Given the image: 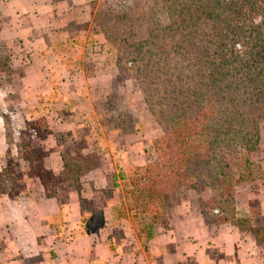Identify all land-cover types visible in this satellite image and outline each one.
<instances>
[{
    "label": "trees",
    "instance_id": "trees-1",
    "mask_svg": "<svg viewBox=\"0 0 264 264\" xmlns=\"http://www.w3.org/2000/svg\"><path fill=\"white\" fill-rule=\"evenodd\" d=\"M93 24L117 50L118 70L132 71L161 128L152 141L156 160L129 170L117 165L111 186L121 181L126 201L117 216L129 217L149 237L169 208L187 198L184 190L208 192L198 201L205 223L233 224L264 252V224L253 223L252 209L238 213V180L229 168L239 159L241 182L258 177L252 156L264 123V0H120ZM4 64L9 72L21 68ZM11 144L21 146L19 158L31 175L54 181L31 134ZM91 159L65 161L61 176L79 185Z\"/></svg>",
    "mask_w": 264,
    "mask_h": 264
},
{
    "label": "crops",
    "instance_id": "crops-1",
    "mask_svg": "<svg viewBox=\"0 0 264 264\" xmlns=\"http://www.w3.org/2000/svg\"><path fill=\"white\" fill-rule=\"evenodd\" d=\"M73 2L0 0V42L25 55L16 61L23 76L11 73L10 81L19 79L21 93L32 97L31 103L23 101L22 111L29 104L39 112L37 119L23 121L17 133L32 131V144L43 151L39 163L55 176L43 183L17 155L24 184L8 181V175L0 181V264H264L263 250L250 237L230 223H205L192 198L170 207L149 237L139 234L129 217L117 216L126 201L121 181L113 188L111 178L123 155L117 138L110 142L100 122H94L97 77L103 71L99 65H105L76 58L94 43L91 34L104 36L71 31L68 9ZM121 132L122 127H114L109 137ZM6 149L0 126L2 174ZM77 156L92 158L94 165L76 186L61 172L64 162ZM89 205L97 212L86 210ZM261 208L264 213V201Z\"/></svg>",
    "mask_w": 264,
    "mask_h": 264
},
{
    "label": "rangeland",
    "instance_id": "rangeland-1",
    "mask_svg": "<svg viewBox=\"0 0 264 264\" xmlns=\"http://www.w3.org/2000/svg\"><path fill=\"white\" fill-rule=\"evenodd\" d=\"M114 6H120V0H75L68 9L70 19L68 26L76 34L92 30L96 32L98 30L92 21H94L98 12ZM59 11H63V9H59ZM62 16L60 12V17ZM256 19L255 21H258L260 18L257 17ZM91 36L93 40L90 41L94 43L84 46L85 49L76 58H83V60L89 63H103L105 65L102 67L99 65L103 71L97 77L99 80L96 83L98 86L94 96V108L96 110L94 122H100L104 136L110 142L113 143L117 138L118 141H116L119 143L116 144V146H119L117 149L123 155L119 156L121 163L118 165L124 170H129L136 165H145L156 160L152 141L161 134V128L153 116L152 111L144 101L142 91L130 74L132 71H119L116 63L117 50L115 47L109 44L104 38H102L103 40L101 38L97 39L96 34H91ZM58 50L59 52H63L65 48L61 45ZM23 54L16 53L6 43L0 42V126L2 127V131L4 129L6 142L7 137L10 138V145L7 143V149L5 151L4 179H0L3 183L7 181L5 177L8 175V177L10 176L8 181L24 184L23 182L25 180L21 175L22 164L15 160L17 155H19L21 146L11 143L13 141L17 142L22 134H31V130L22 129L20 133H17V127L23 126V121H31L32 118L37 119L36 115L39 113L38 109H34L29 104L27 105L30 106V109H25L24 112L22 111L23 107L20 108V106L23 104V101L24 103H31L32 97L25 96L21 93L22 82L19 79L15 80V82L10 81L11 78L9 75L22 71V66L16 72H9L4 68L5 62L9 67H11L10 65L18 66L19 64L16 61L22 57L24 58L25 55ZM49 58L53 59V56L50 57L49 55ZM20 64L22 65L23 63L20 62ZM58 74L61 76L64 72L61 70ZM66 80L64 83H67ZM39 111L41 114L46 113V110ZM44 117L46 118V116ZM117 126L122 127L123 132L120 135L114 134L109 137L110 131ZM7 128L8 133L6 132ZM260 129L262 137L260 149L252 156L254 163L258 165V177L255 181L253 183L247 181L241 182L238 178L237 168L240 163L239 159H232L229 167L235 173V179L238 180L235 186V200L238 213L248 215L250 209L254 210V212H251V217L253 223L256 224H264V213L261 208V202L264 201L263 122L260 125ZM122 135L127 137L126 142L123 141L124 137ZM261 171L262 175L260 176L259 173ZM183 193L187 196L186 199L192 198L197 201H199L200 197L205 198L208 195V192L198 194L191 189H186ZM245 203H248L247 210L243 208L245 207Z\"/></svg>",
    "mask_w": 264,
    "mask_h": 264
}]
</instances>
